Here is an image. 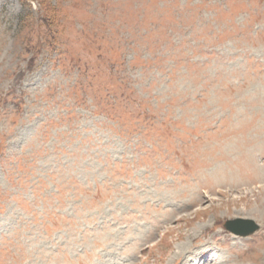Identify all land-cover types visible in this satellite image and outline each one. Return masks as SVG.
<instances>
[{"label": "rangeland", "instance_id": "374dc122", "mask_svg": "<svg viewBox=\"0 0 264 264\" xmlns=\"http://www.w3.org/2000/svg\"><path fill=\"white\" fill-rule=\"evenodd\" d=\"M0 264H264V0H0Z\"/></svg>", "mask_w": 264, "mask_h": 264}, {"label": "water", "instance_id": "95a60500", "mask_svg": "<svg viewBox=\"0 0 264 264\" xmlns=\"http://www.w3.org/2000/svg\"><path fill=\"white\" fill-rule=\"evenodd\" d=\"M225 228L237 235L246 236L258 230V225L251 219L234 218L227 220Z\"/></svg>", "mask_w": 264, "mask_h": 264}]
</instances>
